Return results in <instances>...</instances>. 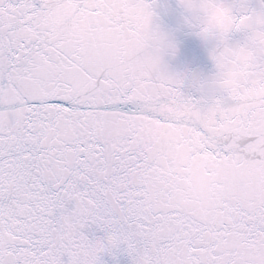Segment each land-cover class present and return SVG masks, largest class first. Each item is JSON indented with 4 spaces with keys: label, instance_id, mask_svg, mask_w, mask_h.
<instances>
[{
    "label": "snow or ice",
    "instance_id": "obj_1",
    "mask_svg": "<svg viewBox=\"0 0 264 264\" xmlns=\"http://www.w3.org/2000/svg\"><path fill=\"white\" fill-rule=\"evenodd\" d=\"M219 3L193 73L151 0H0V264H264V0Z\"/></svg>",
    "mask_w": 264,
    "mask_h": 264
},
{
    "label": "clouds",
    "instance_id": "obj_2",
    "mask_svg": "<svg viewBox=\"0 0 264 264\" xmlns=\"http://www.w3.org/2000/svg\"><path fill=\"white\" fill-rule=\"evenodd\" d=\"M178 3L185 14L196 21V27L199 28L200 33L209 32L213 26L230 19L226 9L220 7L219 0H178ZM192 31L204 42L199 33ZM221 56L226 59L223 54Z\"/></svg>",
    "mask_w": 264,
    "mask_h": 264
},
{
    "label": "water",
    "instance_id": "obj_3",
    "mask_svg": "<svg viewBox=\"0 0 264 264\" xmlns=\"http://www.w3.org/2000/svg\"><path fill=\"white\" fill-rule=\"evenodd\" d=\"M102 258L106 261V264H131L130 258L123 252H117L115 259L109 257L107 254H105Z\"/></svg>",
    "mask_w": 264,
    "mask_h": 264
}]
</instances>
